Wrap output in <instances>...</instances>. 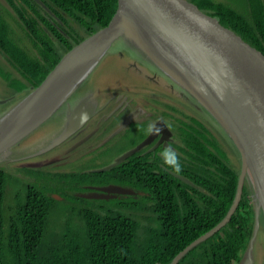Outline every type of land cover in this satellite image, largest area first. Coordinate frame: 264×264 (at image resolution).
<instances>
[{
    "label": "trees",
    "instance_id": "trees-1",
    "mask_svg": "<svg viewBox=\"0 0 264 264\" xmlns=\"http://www.w3.org/2000/svg\"><path fill=\"white\" fill-rule=\"evenodd\" d=\"M6 1L13 12H5L24 32L18 34L8 26L0 11V52L25 80L23 84L11 71L0 69V77L14 91L10 104L40 85L74 46L106 27L118 7V0H40L46 7L36 0ZM189 1L264 54V0H243V10L221 0ZM202 129L198 135L197 129L181 134L183 150L191 153L192 162L179 174L196 186L170 173L156 176L153 167L138 165L135 155L120 171L115 167L104 172L65 173L47 168L43 172L29 166L17 170L35 181L16 174L6 167V161L1 163L0 264L171 263L226 217L236 197L240 169L232 165L217 138L204 126ZM97 178L139 187L144 194L109 201L73 194L78 181L92 183ZM57 194L60 199L55 198ZM254 223L246 183L226 225L178 264H238Z\"/></svg>",
    "mask_w": 264,
    "mask_h": 264
},
{
    "label": "water",
    "instance_id": "water-1",
    "mask_svg": "<svg viewBox=\"0 0 264 264\" xmlns=\"http://www.w3.org/2000/svg\"><path fill=\"white\" fill-rule=\"evenodd\" d=\"M36 1L44 6L40 0ZM116 42H122L116 52L126 51L137 62L152 63L173 87L190 97L208 120L217 123L231 140L241 162L236 197L226 217L168 264H178L191 249L226 225L242 199L246 183L251 190L255 223L249 245L238 264H255V243L263 232L264 221V54L189 0H118L117 11L106 27L74 46L40 85L17 103L10 104L7 110L2 109L0 164L14 161L12 149L60 112L65 104L68 110L64 129L33 155L56 148L90 119L95 102L88 104L89 96L74 107L70 100L92 78ZM0 104H6L5 100ZM81 113L87 115L83 123ZM163 132L170 136V131ZM142 146L127 151L113 164L97 171L111 169ZM175 176L193 185L188 178ZM101 191L134 193L120 186L104 187ZM81 196L108 199L107 195L91 193ZM55 198L60 199L57 195Z\"/></svg>",
    "mask_w": 264,
    "mask_h": 264
},
{
    "label": "flooded vegetation",
    "instance_id": "flooded-vegetation-1",
    "mask_svg": "<svg viewBox=\"0 0 264 264\" xmlns=\"http://www.w3.org/2000/svg\"><path fill=\"white\" fill-rule=\"evenodd\" d=\"M118 56L120 57V55ZM127 57H129L128 53L123 51L121 58L129 73L138 75L141 70L140 74L144 75L145 81L142 85L139 84L138 89L143 87L141 91L146 97L137 99L132 94L127 95L123 91V88L126 87H121L118 91L106 94L105 89H108V83H104L102 86H94L93 83L87 86L85 84L80 90L78 89L70 100V104L71 107H74L82 98L89 96L87 103L93 104V101L95 102L94 114L66 141L49 152L42 154H48L50 158L46 157L43 159V163H40L38 168L55 167L56 171L60 172L62 168L67 167L66 164L70 161H85L95 156L94 163L100 165L93 167L91 171H97L113 164L124 153L143 144L139 151L115 167L120 171L124 167L123 165L135 155L138 157V165L153 167L156 176H160L163 172L175 176V174L179 173L167 167L161 157V152L165 147H171L176 152L181 169H183V166L189 167L192 162L191 153H186L183 150L185 143L179 131V128L182 127V123L179 120L191 119L190 121L193 123H190V126L186 129L188 133H192L194 129H197L198 135V133L203 131L202 126H204L217 138L219 133L210 125L212 123L208 120L205 112L190 97L185 95L180 89V92L176 90V86L173 87L172 84H169L167 79L157 78L156 76L151 77L152 74L142 69L139 62L130 57L131 60L129 62ZM165 84L170 86V90L166 88ZM165 90L169 93H165ZM10 99L13 101L14 96L8 97L5 100L6 104L11 103ZM67 110L68 106L65 104L60 111L65 112V121L62 122L60 132H62L66 124ZM179 115H183L185 119H182ZM177 123H180V125L178 126ZM149 124H155L160 129L159 133L150 134L147 131ZM184 124L187 126V123ZM165 129L170 131V136L164 134L163 131ZM185 149L188 148L186 147ZM69 157H73V159L67 160ZM6 167H9V165L6 164ZM92 181V183L85 184L78 181V190L73 191V194L79 197L90 193L107 195L108 199H100H107V201L128 195L110 194L101 191L104 187L110 186H120L132 190L134 193L129 195L144 194L139 187H133L129 184H121L120 182L104 183L99 178ZM112 196L113 198H111Z\"/></svg>",
    "mask_w": 264,
    "mask_h": 264
},
{
    "label": "rangeland",
    "instance_id": "rangeland-1",
    "mask_svg": "<svg viewBox=\"0 0 264 264\" xmlns=\"http://www.w3.org/2000/svg\"><path fill=\"white\" fill-rule=\"evenodd\" d=\"M221 1H224V0H221ZM225 1L233 4L239 10H243V7H244L243 0H225ZM236 2H238V4H236ZM2 6L5 8L1 9ZM4 9L9 10L11 13L13 12L11 6L7 3L6 0H0V11L4 14L5 17H3V18H4L5 22L7 23V25L13 26V29L18 34L21 32L24 33L22 31L23 28H21V27L19 28L16 25V23H17L16 19L12 20V17L10 15H8ZM0 15H2V14H0ZM121 43L116 42L115 46L110 50L111 51L110 54L107 55L102 60L101 64L92 73L93 76L91 79H89L86 82V86L90 85L92 83L94 86L95 85H97V86L101 85L102 86L104 83L105 84L108 83V89L107 88L105 89L106 94L112 93L114 91H118L121 87H126V88H123V91L127 95L132 94L134 96V98L143 99L146 97L143 95V92L141 91V89L143 87H140L138 89V86H139V84L142 85V83L145 81V79L143 77L144 75L140 74L141 70L139 71L138 75L129 73V70L126 68V65L124 64L123 59L121 58L122 54L120 52H116V49H119V46ZM34 54H36L35 50H34ZM118 55H120V57ZM129 57H127V60L130 62L131 57L130 58ZM139 64H140V67L142 69H144L148 73L152 74L151 77L156 76L157 78L166 79V78H164V76L162 75L160 70H158V68L155 65H153L152 63L148 64V63H144V62H139ZM1 67H4V68H1ZM0 69L9 70L13 73L14 77H18V78L22 79V77L7 64V62L3 59V57L1 55H0ZM23 81H25L24 79H22V83L25 84ZM168 83L172 84V82H170V81H168ZM166 88H168L170 90V86L166 85ZM175 89L178 90L179 92L181 90L178 87H175ZM12 92H14V91H13V89L10 88L8 82L4 81L0 77V100H1L0 102H4V100H6L11 95H13ZM166 92L169 93L167 90H165V93ZM2 107H4V105L0 104V112L2 111ZM179 116L182 119H185L183 115H179ZM190 120H191L190 118L188 120H179L182 123V127L179 128L180 134L185 135L188 133V131L186 129L190 126V123L191 124L193 123ZM64 121H65V112L56 113L54 115V117L49 119V121H47L42 127H40L37 131H35L30 137H28L26 140L22 141V143L20 145L14 147L12 149V155H13L14 161L9 160L8 162H4V163H7L10 166L8 168L16 170V172H15L16 174L18 173V175H20L24 178H27L30 181H35L36 178L31 177L30 175L25 174L24 172H21V171H17V170L22 168L23 166H29V168L37 170L36 168H38V165L40 163L41 164L43 163V159H45L46 157L50 158V156H48V154L42 155V156L41 155H33V154L36 153L47 142H49L50 140H52L53 138H55L58 135V133L61 131L62 122H64ZM184 123H187V126H185ZM177 125L179 126L180 123H177ZM212 125L219 131L218 133H220V135L217 134V139L220 142V145L223 147L224 151H226V153L228 154V156L230 158V162L232 163V165L237 170H239L241 168V162H240L239 156H237V154L235 152L233 143L231 142V140L228 137H226V135L219 128H217L214 124H212ZM52 154H51V156H52ZM60 154H62V153H60ZM39 156H41V157H39ZM17 157H20L22 159L16 160ZM73 157H69V158H67V160H72ZM95 159H96V157L92 156L91 158H89L88 160H85V161H70L66 164L67 167L62 168L60 170V172L66 173V172L74 171V172L82 173L85 171H89L93 167L100 165V164L94 163ZM1 163L3 164V162H1ZM26 168H28V167H26ZM46 168H47V170H50L53 172L56 171V169H54V167L48 166ZM41 170L43 172L46 171L44 169H41ZM57 196H59V195L57 194ZM86 199H90V198H86ZM97 200H100V199H97ZM262 227H263V232L258 236L257 241L255 243V245H256L255 249H254L255 264H263L264 263V221L262 222ZM249 242H250V240H249ZM248 245H249V243H248ZM243 256H244V253H243ZM243 256H242V258H243Z\"/></svg>",
    "mask_w": 264,
    "mask_h": 264
},
{
    "label": "clouds",
    "instance_id": "clouds-1",
    "mask_svg": "<svg viewBox=\"0 0 264 264\" xmlns=\"http://www.w3.org/2000/svg\"><path fill=\"white\" fill-rule=\"evenodd\" d=\"M0 55L3 57V59L6 61V59L4 58V56L1 54L0 52ZM7 62V61H6ZM137 62V61H136ZM8 64V63H7ZM12 68V67H11ZM13 69V68H12ZM87 118V115L86 113H81L80 115V121L81 123H83ZM147 131L150 133V134H156V133H159L160 129L157 128L155 126V124H149L148 125V129ZM161 157L163 159V162L164 164L169 167L172 171L176 172V173H179L181 171V165H180V162H179V158L176 154V152L171 149V147H165L162 152H161ZM118 165V164H117ZM116 165V166H117ZM115 167V166H114ZM112 167V168H114ZM111 168V169H112ZM110 170V169H109ZM187 178V177H186ZM185 182V181H184ZM192 182V181H191ZM193 183V182H192ZM191 185V184H190ZM191 186H196L195 183H193V185ZM243 256V254H242ZM242 259V258H241Z\"/></svg>",
    "mask_w": 264,
    "mask_h": 264
}]
</instances>
